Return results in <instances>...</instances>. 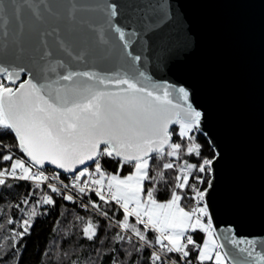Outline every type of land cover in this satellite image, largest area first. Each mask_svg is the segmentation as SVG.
Listing matches in <instances>:
<instances>
[{"label":"snow or ice","instance_id":"snow-or-ice-1","mask_svg":"<svg viewBox=\"0 0 264 264\" xmlns=\"http://www.w3.org/2000/svg\"><path fill=\"white\" fill-rule=\"evenodd\" d=\"M179 0H0V264H264L209 106L173 65ZM23 189V191H20Z\"/></svg>","mask_w":264,"mask_h":264},{"label":"water","instance_id":"water-1","mask_svg":"<svg viewBox=\"0 0 264 264\" xmlns=\"http://www.w3.org/2000/svg\"><path fill=\"white\" fill-rule=\"evenodd\" d=\"M191 50L169 78L194 84L228 151L224 186L233 203L253 212L241 232L259 234L264 171V0H179Z\"/></svg>","mask_w":264,"mask_h":264},{"label":"trees","instance_id":"trees-1","mask_svg":"<svg viewBox=\"0 0 264 264\" xmlns=\"http://www.w3.org/2000/svg\"><path fill=\"white\" fill-rule=\"evenodd\" d=\"M20 191H23V189H21ZM51 227V220L48 224L45 225L37 224L33 231V235L28 240V248L24 252L22 264H35L37 259V252L44 249L46 247V244L49 243L52 239L50 235ZM103 259L104 264H107V257L105 256ZM44 261L45 264H55V260L48 257H45Z\"/></svg>","mask_w":264,"mask_h":264}]
</instances>
